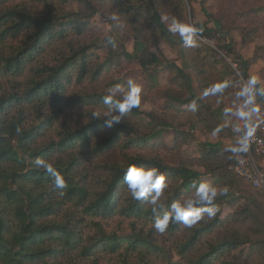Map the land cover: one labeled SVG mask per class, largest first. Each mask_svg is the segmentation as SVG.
<instances>
[{
    "label": "trees",
    "instance_id": "16d2710c",
    "mask_svg": "<svg viewBox=\"0 0 264 264\" xmlns=\"http://www.w3.org/2000/svg\"><path fill=\"white\" fill-rule=\"evenodd\" d=\"M193 1L149 0V7L143 0H0V264H264V195L230 168L235 155L226 149L236 138L226 148L205 142L197 157L179 152L183 127L207 135L223 124L224 108L239 106L235 93L257 60L234 53L235 21L227 25L204 7L205 20L189 21ZM250 11L264 14V3ZM96 14L131 37L129 59L143 53L162 63L150 50L159 51L161 39L177 50L181 65L164 57L169 86L163 106L146 112L147 119L140 108L111 128L91 118V111L103 109L108 87L127 84L108 75V60L92 51ZM161 17L202 28L199 46L185 47ZM220 52L236 61L240 78ZM223 80L231 82L223 94L202 97ZM193 100L195 113L187 107ZM257 106L264 108V97ZM163 129L174 132L170 146ZM36 158L64 177L63 196L53 190L52 177L33 166ZM130 164L165 175L168 187L155 211L131 198L123 180ZM194 181L229 187L228 196L214 201L216 217L192 228L170 222L158 233L154 217L192 197ZM238 202L223 214L225 205Z\"/></svg>",
    "mask_w": 264,
    "mask_h": 264
},
{
    "label": "clouds",
    "instance_id": "9594fccd",
    "mask_svg": "<svg viewBox=\"0 0 264 264\" xmlns=\"http://www.w3.org/2000/svg\"><path fill=\"white\" fill-rule=\"evenodd\" d=\"M110 19L116 21L118 16L112 15ZM162 19L168 20V17ZM167 31L178 35L185 47L197 48L199 44L196 38L201 36L203 30L194 24L173 18L167 26ZM105 43L112 47L116 46L115 38L112 35L105 37ZM229 87H231V82L228 80L213 83L203 90L202 97L221 95ZM141 94L142 87L131 79L127 81L126 86L114 84L108 87L101 98L104 107L91 111L92 120L103 121L104 125L109 128L120 124L134 108L140 107ZM235 96L241 100L239 106L224 108L223 124L213 130V135H217L224 127L231 126L233 132L238 134V139L226 151L233 155H240L249 151L252 138L255 135L256 125L253 122V117L260 111L257 106V97H264V86H261L258 77L251 76L236 91ZM187 107L193 113L198 110L195 100L191 101ZM234 120L243 121V124L234 123ZM239 162L243 163L244 161ZM32 164L52 177L53 190H59V195L63 196L66 182L53 164L43 158L34 159ZM123 180L131 198L136 201L146 200L153 206V211L159 206L160 198L168 187L165 175L156 167L130 164L124 169ZM193 186L195 193L192 197L183 202L172 203L169 211L154 217L152 226L158 233H165L170 222L182 224L185 228H192L205 217L209 220L215 218L219 212V206L214 201L218 196H228L230 191L228 186L218 188L204 181H194Z\"/></svg>",
    "mask_w": 264,
    "mask_h": 264
},
{
    "label": "rangeland",
    "instance_id": "374dc122",
    "mask_svg": "<svg viewBox=\"0 0 264 264\" xmlns=\"http://www.w3.org/2000/svg\"><path fill=\"white\" fill-rule=\"evenodd\" d=\"M143 3L147 4L149 7L152 6L149 0H143ZM256 3H264V0H194L192 3L194 8L193 17H190L189 10H187V16L189 21L192 20L193 22L205 20L206 18L202 11V7H204L214 18H225L227 25L230 24L231 21H235L234 27L230 29V35L233 39V51L236 55L243 58L257 55V60L252 64L253 73L251 70L250 73L252 76L258 77L261 85L264 86V14L256 15L250 11L252 6ZM162 18L163 17H161V20L167 27L169 22ZM90 22L95 29H98L92 32V51L98 54L101 60H108L111 67L110 74L108 75L125 81L126 83L131 79L142 87V95L144 98L141 100L139 108L143 112L142 116L144 118H146V112L161 108L164 104V92L169 86V76L171 75L170 70H168L163 62L164 57L175 62L177 66H180L181 62L177 57V50L171 48L164 39H161L158 42L159 51L152 45L150 46V50L157 55L162 63L154 65L150 62L148 55H143V53L139 55L140 57L138 59H129L124 53L132 52L133 41L131 37L124 36L122 33L115 31L100 14L94 15ZM107 35H112L115 38V47L105 43V37ZM214 42V39L206 40V43L213 47ZM219 54L229 63L230 67L235 71V74L240 78L236 61L234 62L232 56L227 57L221 52ZM233 63L236 64V67ZM144 64H148V66L144 67ZM243 83L244 81L241 80V86ZM259 109L264 110L263 107ZM228 129L227 134H225V132H219L217 135H213V132H210L207 135H203L197 130H191L189 126H185L182 128L185 133V143L181 146L179 152L187 157L200 156L205 142L212 144L221 143L222 147L226 148L231 140H233V138L235 139L231 132V126H229ZM173 133L174 132L169 129L162 130L161 138L168 146L173 143ZM261 159L262 158L258 160L259 166L264 170ZM169 163L177 164V161L172 159L169 160ZM196 169L203 171L202 168ZM244 182L253 188L245 180ZM260 192L264 195L263 191ZM241 203L242 202L236 203L235 207L225 205L223 207V214L235 208H239ZM174 258L177 259L176 256Z\"/></svg>",
    "mask_w": 264,
    "mask_h": 264
},
{
    "label": "built area",
    "instance_id": "2783aa9c",
    "mask_svg": "<svg viewBox=\"0 0 264 264\" xmlns=\"http://www.w3.org/2000/svg\"><path fill=\"white\" fill-rule=\"evenodd\" d=\"M236 67V64L233 63ZM253 122L256 125V132L252 138L250 149L247 153L235 155L234 162L230 168L254 189L264 192V170L259 166L258 160L264 157V110L253 117ZM234 123L243 124V121H235ZM231 132L236 139L238 134H235L231 127ZM243 160V163L239 161Z\"/></svg>",
    "mask_w": 264,
    "mask_h": 264
},
{
    "label": "crops",
    "instance_id": "0c3cea01",
    "mask_svg": "<svg viewBox=\"0 0 264 264\" xmlns=\"http://www.w3.org/2000/svg\"><path fill=\"white\" fill-rule=\"evenodd\" d=\"M252 67H253V66L250 67V70H251V72L253 73V71H252ZM254 67H255V66H254ZM261 160H262L261 163H262V165L264 166V158H262Z\"/></svg>",
    "mask_w": 264,
    "mask_h": 264
},
{
    "label": "water",
    "instance_id": "95a60500",
    "mask_svg": "<svg viewBox=\"0 0 264 264\" xmlns=\"http://www.w3.org/2000/svg\"><path fill=\"white\" fill-rule=\"evenodd\" d=\"M224 35V34H223Z\"/></svg>",
    "mask_w": 264,
    "mask_h": 264
}]
</instances>
